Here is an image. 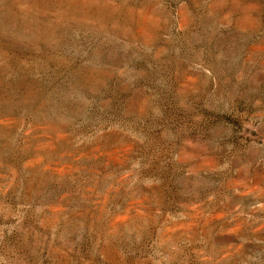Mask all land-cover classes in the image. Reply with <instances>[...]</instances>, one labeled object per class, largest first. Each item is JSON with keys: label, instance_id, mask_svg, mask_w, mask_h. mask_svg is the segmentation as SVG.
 <instances>
[{"label": "rangeland", "instance_id": "1", "mask_svg": "<svg viewBox=\"0 0 264 264\" xmlns=\"http://www.w3.org/2000/svg\"><path fill=\"white\" fill-rule=\"evenodd\" d=\"M0 264H264V0H0Z\"/></svg>", "mask_w": 264, "mask_h": 264}]
</instances>
